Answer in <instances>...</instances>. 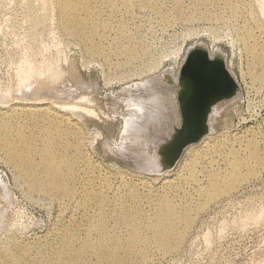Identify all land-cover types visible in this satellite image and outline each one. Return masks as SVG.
<instances>
[{
    "label": "rangeland",
    "instance_id": "374dc122",
    "mask_svg": "<svg viewBox=\"0 0 264 264\" xmlns=\"http://www.w3.org/2000/svg\"><path fill=\"white\" fill-rule=\"evenodd\" d=\"M90 7L82 16L97 27L86 41L65 33L54 0H0V128L10 129L0 138L14 139L16 128L33 135L53 119L57 131H69L58 152L77 159L73 198L57 197L32 190L7 159L13 145H0V263L111 264L98 263L95 247L102 234L128 237L116 213L126 207L142 214L135 230L144 242L123 264H264V84L253 78L264 71L247 53L253 46L264 59V0H90ZM197 46L223 60L237 95L209 113L208 140L161 170L162 136L181 122L170 85ZM20 64L33 68L28 81ZM250 142L261 165L252 160L253 175L203 204L198 186L227 172L228 153L244 158ZM163 197L193 210L182 240L167 250L143 228ZM67 241L78 256H68Z\"/></svg>",
    "mask_w": 264,
    "mask_h": 264
},
{
    "label": "bare ground",
    "instance_id": "6f19581e",
    "mask_svg": "<svg viewBox=\"0 0 264 264\" xmlns=\"http://www.w3.org/2000/svg\"><path fill=\"white\" fill-rule=\"evenodd\" d=\"M54 1L56 3L57 11L61 19L62 29L65 31V33L67 32L74 35L77 34L85 37L86 41H90L91 37L96 34L97 26L91 24L87 20V18L82 16L83 14H91L90 0H54ZM106 1L110 5H114L117 0H106ZM140 1L142 2V4L147 5L148 3L153 1L155 2L157 0H140ZM192 1L193 3L199 4V2H205L206 0H192ZM237 9L238 7L235 6L234 10L237 11ZM247 53L252 58V62L259 64L262 70L264 71V59L260 54L256 52L255 48L253 46L247 47ZM30 64L27 66V68L25 65L22 64L17 66L18 73L23 74L22 76L23 79L27 80V78L29 79L31 78V76H33V70H32L33 68L30 67ZM253 78L258 83L264 84V76H260V77L254 76ZM223 102L224 101H222V103ZM32 107H37V106H32ZM216 107L217 104L211 108L210 112L214 113ZM46 115H47V111H45L44 109L41 110V112H39L38 118L36 120L37 125H39V123L41 122H44L42 120L46 119L45 117ZM58 116L61 118H65L67 121H69V119L65 117L64 113L58 114ZM146 122L148 123V121ZM208 122L209 119H207V124ZM46 126L47 127L44 128L38 126L35 134L30 136H25V134L21 132L20 128H16L15 138L12 140L8 138H0V145H6L7 140H9L10 144L13 145V148L8 149L6 152L7 159L21 173V177L24 178V180L32 190L37 191V190L45 189L47 191L49 190L57 197L66 196L73 198V195L75 193V189H74L75 187H73L72 185V178L74 175V169L77 165V159L63 157L61 153L58 152V149H60L65 145L64 143L60 142V139L66 140L69 131L66 129H61V131H57L58 126L56 125L53 119L47 121ZM143 126H146V124ZM210 128L211 127L209 125L208 129L210 130ZM3 129L7 133L5 135L6 137L10 132V129L2 126L0 128V132ZM159 130L161 129L159 128ZM150 134H152V131ZM144 135H145L144 140L149 139L148 138L149 135H146V133ZM209 137L210 136L205 135L199 142L204 143V141L208 140ZM36 139H40L41 148L36 144ZM247 146H248L247 154L244 158H240L234 151L228 153L229 155H227V157H229V163L226 162L228 165L227 167L228 170L225 174L218 175L219 173L216 174V172L215 173L211 172L212 174L209 173L210 175L208 176V181H206L207 182L206 185L198 186L197 193L201 197H203L204 200L203 204H208L228 194L240 183L241 180L242 181L246 180L245 176L247 177V175H253L252 172L253 169L250 167V162L252 160L259 161L258 165H261L263 159H259V156L257 154L256 144L254 142H250ZM193 147L194 146H191L190 149H192ZM34 155H36L35 157L39 156L38 160H35L33 158ZM224 159L226 158L224 157ZM194 161L195 160H192V163ZM243 169L246 170L245 173L242 171ZM190 170L193 171V168H191ZM157 202L158 203H156L154 208V213L152 214L150 219L143 225V228L146 231L145 233L146 237L151 238L164 250H167L170 248V243L178 244L182 240L184 236V227L188 226L192 221L193 210L189 208H183L167 197H163L159 199ZM83 204H87V201L84 200ZM202 206L200 207V209L203 208ZM117 211H118L117 218L119 217L118 220L120 221V223L124 227L128 228L129 235L125 239L109 240L110 238L106 234H102L99 242L95 247L96 248L95 254H97L96 259L98 263L123 264L126 259L127 261H131L130 259L134 255L137 249H142L139 248V246L143 245L144 238L139 232L135 230V228H137L140 225V222L142 221V214L139 211L133 213L130 209L126 207L118 208V210H116V213ZM102 218L99 219L97 224V227L99 229H101L105 224V220H104L105 218L104 219ZM110 242L112 246L107 247V245ZM63 248L64 250H68V256L70 257L78 256L76 252L80 254L79 251L76 252L72 251L69 241H67L64 244ZM84 249L85 246L84 248L80 249L81 253H83L82 250ZM60 257L61 256L59 255V258ZM142 259L144 261L145 257L142 256ZM0 264H5V263H0ZM7 264L9 263L7 262ZM11 264H21V260L18 257L13 258Z\"/></svg>",
    "mask_w": 264,
    "mask_h": 264
},
{
    "label": "water",
    "instance_id": "95a60500",
    "mask_svg": "<svg viewBox=\"0 0 264 264\" xmlns=\"http://www.w3.org/2000/svg\"><path fill=\"white\" fill-rule=\"evenodd\" d=\"M175 90L180 127L170 125L158 146L161 170L170 169L181 153L209 133L207 119L211 108L237 95L238 85L222 59L209 57L200 46L188 51L181 66Z\"/></svg>",
    "mask_w": 264,
    "mask_h": 264
}]
</instances>
